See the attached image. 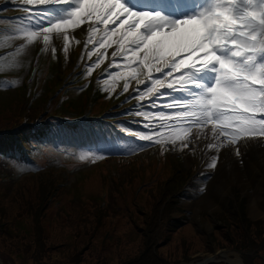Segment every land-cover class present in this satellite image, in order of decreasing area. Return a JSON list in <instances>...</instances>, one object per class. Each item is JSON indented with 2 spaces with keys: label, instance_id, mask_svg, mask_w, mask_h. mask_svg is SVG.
Returning a JSON list of instances; mask_svg holds the SVG:
<instances>
[{
  "label": "rangeland",
  "instance_id": "rangeland-1",
  "mask_svg": "<svg viewBox=\"0 0 264 264\" xmlns=\"http://www.w3.org/2000/svg\"><path fill=\"white\" fill-rule=\"evenodd\" d=\"M14 6L10 0H0V16ZM81 24L86 26L84 20L70 28L62 26L57 34L55 28L39 32L18 29L0 39V127L27 118H33L36 125L38 119L55 113L56 106L66 119L82 114L80 107L86 106L89 91L69 89L64 93L57 72L68 63L57 53H75L77 38L71 35L84 28ZM107 31V39L115 37L119 25H108ZM99 50L102 47L96 48ZM68 71L71 69L65 73ZM119 77L116 73L112 79L115 91L120 87ZM75 85L82 86L77 80ZM56 87L60 88L51 103L48 99ZM239 98L248 106L255 95ZM110 101L96 98L84 114L109 113ZM251 117L223 120L231 130L222 131L226 141H236L228 151L220 147L211 150L196 138L189 148L182 143L166 145L169 149L147 143L124 145V151L112 154L102 148L81 150L48 144L36 151L32 168L21 161H13L11 168L0 165V264H164V258L181 264L222 250L239 252L246 264H264L255 258L258 253L264 256V232L259 237L255 234L264 230V174L254 168L264 163L257 153H242L243 123ZM254 122L255 127L264 128V114ZM234 126L237 129H231ZM184 131L186 128L175 134ZM128 134L131 136L126 139L149 142L141 132ZM258 139L264 146V137ZM220 155L224 156L222 161ZM244 159L252 164L246 166ZM189 175L193 176L184 190L175 194V207L163 210L157 205L159 213L155 212L154 195L159 187L164 182L170 185L169 181L173 186L172 179ZM248 176L255 178L260 216L250 212L251 199L240 183ZM131 199L141 201L143 209L150 211L147 216H161L165 233L175 220L183 221L175 227L171 241L166 245L162 242L156 254L142 251L153 241L136 226V222L140 226L147 223L138 209L129 213ZM242 207L248 227L242 225Z\"/></svg>",
  "mask_w": 264,
  "mask_h": 264
},
{
  "label": "bare ground",
  "instance_id": "bare-ground-1",
  "mask_svg": "<svg viewBox=\"0 0 264 264\" xmlns=\"http://www.w3.org/2000/svg\"><path fill=\"white\" fill-rule=\"evenodd\" d=\"M252 125H249L248 123L244 124V125H249V126H254L255 122L252 120ZM262 136H256L255 138H250V139H246L242 142V146L243 149H242V153H247V152H250L252 151L253 153H257L260 158L258 160L262 161V163H264V146H262L259 141H263L262 139H258L256 140V138H259ZM200 140H202L205 144L207 145H210V146H214V143H217V144H220V142L216 141L215 140V135L212 133V132H207V134H204L201 136ZM220 149H222L223 151H228L229 149L228 148H225L221 145ZM224 156L220 155L218 157V159H220L222 161ZM190 159V157H189ZM244 162L246 164V166H249L252 164L251 161L247 160V159H244ZM257 167V166H256ZM255 168V170H259L262 174H264V166L260 167V168ZM217 169V167H216ZM259 175V174H258ZM225 177V176H224ZM229 178H231V175L229 176ZM240 183L242 186H244V189L245 191H247V194L249 196V199H251V208H250V212L254 215V216H260L262 215V212L260 210V206H259V203L257 202L258 201V197H257V192L255 191V188H254V185H255V178L251 177V176H248V177H245V179H241L240 180ZM222 191H220L221 193ZM211 197H213L212 195L209 196V201L212 200ZM219 206H220V203H219ZM220 255L216 256L215 258H220V256L222 255H226L225 257L228 258V260H231V261H234L233 259L234 258H229V253H227L226 251H220L218 252ZM238 259V258H237ZM236 259V260H237Z\"/></svg>",
  "mask_w": 264,
  "mask_h": 264
},
{
  "label": "trees",
  "instance_id": "trees-1",
  "mask_svg": "<svg viewBox=\"0 0 264 264\" xmlns=\"http://www.w3.org/2000/svg\"><path fill=\"white\" fill-rule=\"evenodd\" d=\"M26 141L27 140L23 138L22 130L13 131V126L10 128L0 129V155L2 158L15 157L17 151H21L22 149L20 143H26ZM147 215L148 214H145L143 218L144 220H147V223L139 229H141V231H145L153 243H151L150 248H147L144 251L151 250L154 251V254H156V249L159 247L158 238L161 236V222L163 221L161 216H157L152 220V217ZM262 232L263 231L260 230L257 233L255 232V234L259 237L262 235Z\"/></svg>",
  "mask_w": 264,
  "mask_h": 264
},
{
  "label": "water",
  "instance_id": "water-1",
  "mask_svg": "<svg viewBox=\"0 0 264 264\" xmlns=\"http://www.w3.org/2000/svg\"><path fill=\"white\" fill-rule=\"evenodd\" d=\"M214 260V257H206L204 258V260L200 263H196V264H204V263H207V262H211Z\"/></svg>",
  "mask_w": 264,
  "mask_h": 264
}]
</instances>
